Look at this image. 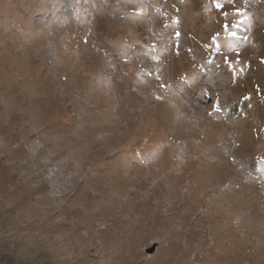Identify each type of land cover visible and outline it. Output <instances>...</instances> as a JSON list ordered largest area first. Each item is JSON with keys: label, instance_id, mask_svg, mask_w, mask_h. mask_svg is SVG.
<instances>
[{"label": "rangeland", "instance_id": "1", "mask_svg": "<svg viewBox=\"0 0 264 264\" xmlns=\"http://www.w3.org/2000/svg\"><path fill=\"white\" fill-rule=\"evenodd\" d=\"M0 264H264V0H0Z\"/></svg>", "mask_w": 264, "mask_h": 264}, {"label": "trees", "instance_id": "2", "mask_svg": "<svg viewBox=\"0 0 264 264\" xmlns=\"http://www.w3.org/2000/svg\"><path fill=\"white\" fill-rule=\"evenodd\" d=\"M229 26L226 27L228 29ZM230 30V29H229ZM228 31V30H227ZM251 88L244 89L243 93L245 95V101H247L250 98V94L252 93ZM139 152V151H136Z\"/></svg>", "mask_w": 264, "mask_h": 264}, {"label": "snow or ice", "instance_id": "3", "mask_svg": "<svg viewBox=\"0 0 264 264\" xmlns=\"http://www.w3.org/2000/svg\"><path fill=\"white\" fill-rule=\"evenodd\" d=\"M219 7V5H217Z\"/></svg>", "mask_w": 264, "mask_h": 264}]
</instances>
